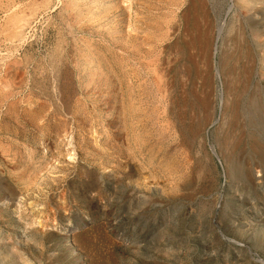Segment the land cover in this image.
<instances>
[{"label": "rangeland", "instance_id": "374dc122", "mask_svg": "<svg viewBox=\"0 0 264 264\" xmlns=\"http://www.w3.org/2000/svg\"><path fill=\"white\" fill-rule=\"evenodd\" d=\"M256 85L264 0H0V264H264Z\"/></svg>", "mask_w": 264, "mask_h": 264}, {"label": "bare ground", "instance_id": "6f19581e", "mask_svg": "<svg viewBox=\"0 0 264 264\" xmlns=\"http://www.w3.org/2000/svg\"><path fill=\"white\" fill-rule=\"evenodd\" d=\"M203 3V2H202ZM193 6V5H192ZM204 7V6H203ZM193 16V15H192ZM185 20V19H184ZM191 23H192V25H193V27L195 28V29H197L198 28V24L195 22V21H193V20H191ZM185 25V24H184ZM183 27V26H182ZM201 30V29H200ZM199 30V31H200ZM183 32H185V31H183ZM199 33V32H198ZM201 33V32H200ZM210 33V32H209ZM190 36V35H189ZM207 36V35H206ZM209 36V35H208ZM192 38V37H191ZM197 38V37H196ZM199 39V38H198ZM197 40V39H196ZM202 41H200L199 40V42L201 43L200 45H201V48H204L205 46H207V42H206V38L204 37V39H201ZM192 42L194 41V39L193 40H191ZM190 42V41H189ZM192 42H190V44L192 43ZM198 42V43H199ZM234 44H236V43H234ZM200 47V46H199ZM173 48V47H172ZM205 48H207V47H205ZM239 48V47H238ZM243 48V47H242ZM178 49V48H177ZM176 49V50H177ZM250 49V48H249ZM243 50V49H242ZM199 51H201V50H199ZM209 51V50H208ZM234 51V50H233ZM65 52V51H64ZM239 52V51H238ZM237 52V53H238ZM246 52V51H245ZM195 53V52H194ZM244 53V52H243ZM242 53V54H243ZM27 54V53H26ZM206 54V53H205ZM32 55V54H31ZM63 55V54H62ZM202 55H203V53H202ZM239 55V54H238ZM253 55V54H252ZM230 56V55H229ZM189 57V56H188ZM236 57V56H235ZM240 57H241V55H240ZM203 58V57H202ZM229 58V57H228ZM206 59H207V57H206ZM147 60V59H146ZM245 60H246V63H244V64H246L245 66H243L242 65V68H243V80H241V81H243V85H241V83H240V86H244L245 87V85H247L249 82H250V79H251V72H252V63H253V58L251 57V53L250 52H246L245 53ZM194 61V60H193ZM192 61V62H193ZM227 61V60H226ZM239 61V60H238ZM150 62V61H149ZM45 63V62H44ZM198 63V62H197ZM226 63V62H225ZM234 63V62H233ZM236 63V62H235ZM224 64V63H223ZM169 65H170V63H169ZM50 67V66H49ZM233 67H234V65H233ZM241 67V66H240ZM232 68V67H231ZM50 69V68H49ZM155 69V68H154ZM207 69V68H206ZM232 69H234V68H232ZM38 70V69H37ZM208 70V69H207ZM225 70V69H224ZM237 70V69H236ZM238 71V70H237ZM205 72V71H204ZM226 72V71H225ZM234 72V71H233ZM232 72V73H233ZM240 72H241V70H240ZM154 73V72H153ZM158 73V72H157ZM198 73V72H197ZM203 73V72H202ZM207 73V72H206ZM159 74V73H158ZM236 74V73H235ZM160 75V74H159ZM199 75V74H198ZM234 75V74H233ZM157 76V75H156ZM229 77L231 78L232 76H230L229 75ZM233 77H235V76H233ZM240 77V76H239ZM239 77H238V79H239ZM161 78V77H160ZM229 78V79H230ZM242 78V77H241ZM202 79V78H201ZM204 79H205V77H204ZM206 80V79H205ZM51 81V80H50ZM57 81V80H56ZM192 81V80H191ZM238 80H236V82H237ZM240 81V80H239ZM238 81V82H239ZM54 82V81H53ZM160 82H161V80H160ZM229 82H231L230 80H229ZM208 83V82H207ZM203 84V83H202ZM205 84V83H204ZM203 84V85H204ZM251 84V83H250ZM250 84H248V85H250ZM155 85V84H154ZM163 85V84H162ZM234 85H235V83H234ZM233 85V86H234ZM206 86V85H205ZM208 86V85H207ZM207 86H206V89H207ZM243 87V88H244ZM250 87V86H249ZM248 87V88H249ZM256 87H259V85H256L255 87H253L252 89L250 88V90H246V92H245V97H244V101L241 103V115H244L245 117L247 116V120H248V126H249V128L252 130V131H254L255 133L254 134H256L257 133V135L259 136V140L257 141V140H255V141H253V143H252V146H251V148H252V152H254V157H255V159H253L252 161L255 163V165L256 166H259V167H261L263 170H264V90H261L260 89V92H259V89H256ZM261 87V86H260ZM158 88V87H157ZM163 88V87H162ZM235 88V87H234ZM234 88H233V90H234ZM261 88H263V87H261ZM156 89V88H155ZM245 89H246V87H245ZM167 90V89H166ZM209 90V89H208ZM46 91V90H45ZM206 92H207V90H205ZM161 93V92H160ZM163 93H165V92H163ZM230 93V92H229ZM237 93V98H239L238 99V101H240V98L242 99V97H241V92H236ZM162 94V93H161ZM163 95V94H162ZM204 95V94H203ZM202 95V96H203ZM163 97V96H162ZM193 97V96H192ZM207 96L205 95L204 96V98H203V100H204V102H207ZM235 98H236V96H235ZM173 100V99H172ZM204 102H203V104H204ZM185 103V102H184ZM236 103V105H237V101L235 102ZM236 105H235V107H236ZM204 107V106H203ZM237 108V107H236ZM236 108H235V110H236ZM178 110V109H177ZM65 113V112H64ZM193 119V118H192ZM204 119V118H203ZM197 121V120H196ZM183 122V121H182ZM234 122V121H233ZM198 127V126H197ZM195 128V127H194ZM190 129V128H189ZM253 136V135H252ZM237 138V137H236ZM256 139V138H255ZM244 141V140H243ZM237 145V144H236ZM233 146V145H232ZM233 148V147H232ZM234 153V152H233ZM230 161H231V159H230ZM231 165V164H230ZM233 166L231 167V171L233 172V173H235V174H241V167L240 166H238L237 164H235V163H233L232 164ZM253 165V164H252ZM245 167V166H244ZM195 168V167H194ZM247 168V167H246ZM245 170V169H244ZM132 172V171H131ZM243 174V173H242ZM232 175V174H231ZM245 176V175H244ZM244 176H243V178H244ZM236 177V176H235ZM239 177H240V175H239ZM242 177V176H241ZM242 178V179H243ZM245 179V178H244ZM243 181H248L247 179H245V180H243ZM249 182V181H248ZM206 187V186H205ZM7 205V204H6ZM262 246V245H261Z\"/></svg>", "mask_w": 264, "mask_h": 264}]
</instances>
